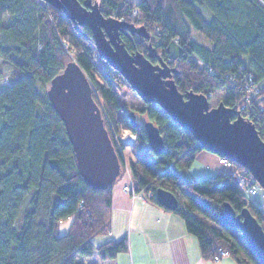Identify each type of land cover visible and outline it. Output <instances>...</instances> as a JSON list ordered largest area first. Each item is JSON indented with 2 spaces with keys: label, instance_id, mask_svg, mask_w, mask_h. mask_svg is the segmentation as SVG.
<instances>
[{
  "label": "trees",
  "instance_id": "trees-1",
  "mask_svg": "<svg viewBox=\"0 0 264 264\" xmlns=\"http://www.w3.org/2000/svg\"><path fill=\"white\" fill-rule=\"evenodd\" d=\"M92 1H98L104 17L135 27L134 33L120 34L129 53L148 58L152 51L148 59L172 69L179 92L204 95L210 107L216 98L215 106L252 123L264 141V0ZM200 7L211 13L208 22ZM141 29L147 38L138 34ZM193 31L209 46L198 43ZM0 61L12 70L11 83L0 91V264H84L80 258L95 254L102 264H112L128 248L125 236L99 247L92 243L109 231L112 186L94 190L82 180L65 127L46 96L50 81L71 61L91 84L121 174L125 146H116L112 132L137 136L132 146H140L139 154L128 165L135 192L156 205L157 190L171 193L178 201L173 213L197 240L204 259L222 249L239 264H261L241 233L218 219L227 203L236 214L247 208L264 230V211L237 184V175L248 173L231 163L235 174L181 182L180 174L203 151L200 144L157 104L140 101L134 109L121 103L114 87L121 75L97 57L87 26L75 30L62 12L40 0H0ZM244 84L259 88L246 104ZM127 108L163 134L160 154L149 148L143 124L130 126ZM69 218L67 233L59 236L60 223Z\"/></svg>",
  "mask_w": 264,
  "mask_h": 264
},
{
  "label": "water",
  "instance_id": "water-1",
  "mask_svg": "<svg viewBox=\"0 0 264 264\" xmlns=\"http://www.w3.org/2000/svg\"><path fill=\"white\" fill-rule=\"evenodd\" d=\"M45 4L64 14L74 23L92 32L97 57L106 61L112 71H117L130 89L144 104L154 103L167 113L173 122L194 136L203 151L216 154L242 167L264 190V141L259 138L253 124L236 115L235 111L221 104L209 107V100L192 91L182 93L171 78L172 69L160 60L154 66L141 53H129L120 34L134 33L135 27L116 17H104L97 1L86 0H42ZM147 38L143 29L137 30ZM46 92L50 105L60 117L66 136L73 148L79 174L85 184L94 190H105L119 178L117 157L107 134L98 104L93 100L91 84L76 62L71 61L59 75L50 81ZM130 126L137 129L140 124L136 113H127ZM236 116V117H235ZM233 117L235 119L231 120ZM147 144L155 153L164 150V137L150 121L143 123ZM162 208L174 211L177 199L168 191L159 189L155 193ZM206 209L209 203L200 201ZM218 213L220 223L238 230L255 258L264 264V230L247 208L239 214L227 203Z\"/></svg>",
  "mask_w": 264,
  "mask_h": 264
},
{
  "label": "crops",
  "instance_id": "crops-1",
  "mask_svg": "<svg viewBox=\"0 0 264 264\" xmlns=\"http://www.w3.org/2000/svg\"><path fill=\"white\" fill-rule=\"evenodd\" d=\"M134 153L129 152L128 157H135ZM129 162L112 185L110 227L100 239L101 245L124 236L127 239V250L119 254L112 264H239L231 256L219 262L204 259L197 240L185 229L183 220L177 214L151 203L142 193L130 195L126 192L124 188L134 184ZM192 164L180 174L186 176L184 181L195 182L200 178L198 176L204 175L235 174L234 167L225 166L216 154L205 150L197 154ZM98 261L102 264L99 257Z\"/></svg>",
  "mask_w": 264,
  "mask_h": 264
},
{
  "label": "rangeland",
  "instance_id": "rangeland-1",
  "mask_svg": "<svg viewBox=\"0 0 264 264\" xmlns=\"http://www.w3.org/2000/svg\"><path fill=\"white\" fill-rule=\"evenodd\" d=\"M40 1L43 3V5H46L42 0H40ZM134 1L137 2L139 0H134ZM199 10L203 14L205 20L208 22L211 19V13L207 12L206 9H204L202 7H200ZM192 35H193L194 39L198 43H201L203 45L209 46L208 43L206 42V40L204 39V37L202 35H200L199 33H196L195 31H193ZM245 61H246V59H245ZM11 72H12L11 68L8 65L2 64V62L0 61V91H2L3 89L6 88L7 82H8V84L11 83V76H10ZM115 82H116L115 86H114L115 87V91L118 94V97H119V100L121 101V103L128 104V106H130V107H132L134 109L139 107L141 100L135 94V92H133L130 89V87L127 84V82L124 81L123 78L122 79H115ZM216 102H217V99L213 98L212 102H211V107H210V105H209V107L213 108L215 106L214 104H216ZM127 112L128 113L129 112L136 113L134 110H131V109H128V108H127ZM136 119H137V122H139L140 124H143L144 121H145V117L143 115L139 114V113L137 114V118ZM125 134H130V135L134 136L135 140L137 141V136L136 135H133L129 131H125V130H121L120 132H117V133L113 132L112 136L114 137V139H116V140L118 139V142H119V138L124 137ZM139 148H140V146L139 147H135V146H132V145H128V146H125V148L122 150V152H123L122 156L124 155V157H126V159H125V167L127 166L126 164H128L127 162H129V160H131V159L134 160L135 159V157H132V158L128 157V153L131 152V151H134L135 154L136 153L139 154V150H140ZM219 161H220V157H219ZM227 166L234 167L232 165H227ZM180 176H181L180 177V181L181 182L186 180V176L184 174L180 175ZM207 176H210V175L198 176L200 178H197V179L198 180H205V178H212V177H207ZM125 191H126V189H125ZM130 195H133V194L130 193ZM249 200H250V202L253 205L258 206L259 208H262V210L264 211V190H262L260 187H259V190L257 191L256 195L250 196ZM70 222H71V219L69 218V219H67V220H65V221L60 223V226H59V229H58V233H57L59 236H65V234L67 233L68 228L70 226ZM102 237H104V235H100V236L92 238L93 244H95L97 247H99V245H101L100 239ZM80 259H81V261L84 264H98V262H99L98 261V255H96V254L94 256L90 257V258H80Z\"/></svg>",
  "mask_w": 264,
  "mask_h": 264
},
{
  "label": "built area",
  "instance_id": "built-area-1",
  "mask_svg": "<svg viewBox=\"0 0 264 264\" xmlns=\"http://www.w3.org/2000/svg\"><path fill=\"white\" fill-rule=\"evenodd\" d=\"M250 83H253L252 82V78L250 79ZM6 84V83H5ZM8 84V82H7ZM6 84V85H7ZM244 87H245V90L246 91V103L249 102V100H254L256 97V95L259 93V88L255 87V88H249L247 85L244 84ZM245 104L241 107L242 110H245ZM112 135H113V132H112ZM115 141V144L118 148H121L122 146H128V145H134L136 140H135V137L130 135V134H125L124 137H121L119 138V142H118V139H114ZM220 162L223 163V164H227V165H230L229 163H225V161L223 159H220ZM239 179H237V184H239V187H240V191L242 194H244L248 199L250 196L252 195H256L258 189H259V186L258 184L254 183L253 181V178L251 175H240L238 176ZM126 189V192H128L129 194L132 193L133 195H139L138 193L135 192V189H134V184L130 185V187H125ZM226 257H229V254L226 250H222L220 249L218 251V253L212 258L213 261L215 262H219L220 259H223V258H226Z\"/></svg>",
  "mask_w": 264,
  "mask_h": 264
},
{
  "label": "bare ground",
  "instance_id": "bare-ground-1",
  "mask_svg": "<svg viewBox=\"0 0 264 264\" xmlns=\"http://www.w3.org/2000/svg\"><path fill=\"white\" fill-rule=\"evenodd\" d=\"M220 157V156H219ZM220 159H223L224 161H225V163H229L230 165H231V162H229L227 159L225 160L224 158H222V157H220ZM223 164V163H222ZM232 164H234V163H232ZM125 165V164H124ZM224 165H226V164H224ZM236 165V164H235ZM241 174H238L237 175V179H239V177L238 176H240ZM243 175H246V176H248V175H250V173H248V174H243ZM242 175V176H243ZM132 185V184H131ZM139 194H141V193H139Z\"/></svg>",
  "mask_w": 264,
  "mask_h": 264
},
{
  "label": "flooded vegetation",
  "instance_id": "flooded-vegetation-1",
  "mask_svg": "<svg viewBox=\"0 0 264 264\" xmlns=\"http://www.w3.org/2000/svg\"><path fill=\"white\" fill-rule=\"evenodd\" d=\"M136 118H137V114H136ZM137 120V119H136Z\"/></svg>",
  "mask_w": 264,
  "mask_h": 264
}]
</instances>
